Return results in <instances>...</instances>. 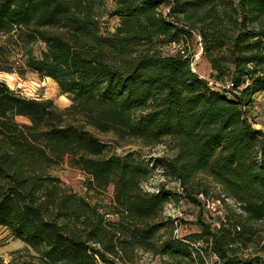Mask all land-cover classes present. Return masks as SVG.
Returning a JSON list of instances; mask_svg holds the SVG:
<instances>
[{"label":"trees","instance_id":"trees-1","mask_svg":"<svg viewBox=\"0 0 264 264\" xmlns=\"http://www.w3.org/2000/svg\"><path fill=\"white\" fill-rule=\"evenodd\" d=\"M106 1L0 0V73L51 79L70 101L61 110L0 81V228L24 245L0 264H118L137 252L264 264V131L243 109L264 93V0H109L108 13ZM104 16L117 19L113 32ZM196 40L212 85L191 69ZM87 129L168 142L172 155L150 166ZM65 161L92 198L51 174ZM155 168L181 192L145 191ZM110 188L107 203L95 200ZM212 189L219 227L174 237L165 207Z\"/></svg>","mask_w":264,"mask_h":264},{"label":"rangeland","instance_id":"rangeland-1","mask_svg":"<svg viewBox=\"0 0 264 264\" xmlns=\"http://www.w3.org/2000/svg\"><path fill=\"white\" fill-rule=\"evenodd\" d=\"M106 13L112 11L113 3L107 0L103 8ZM106 15V14H105ZM103 28L114 31V27L117 25V19H111L106 16L102 19ZM191 47L189 53L193 54V61L191 65L192 71L199 77L208 80L210 85L212 81L210 77V68L205 59L202 56V49L200 43L196 40ZM176 47L171 46L164 50L165 54H174ZM0 81L4 82L8 88L19 95H22L28 99L35 100H49L59 109H66L70 105V101L65 95H61L56 84L51 79H41L35 74L28 73L25 76L20 77L17 74H5L0 73ZM252 103L248 106H244L243 109L247 112L251 123L254 124V128L264 131V93L256 95L252 98ZM18 123H26L23 118H17ZM92 132L98 139L102 142L110 145L111 152L117 155H124L126 153L137 151L140 152L141 156L149 161L150 166L155 162L154 160L161 156L172 155L169 151V143L165 142V145H158L156 147L147 148L141 145L138 141H126L123 143L117 142L111 135H102L94 132L91 129H87ZM53 176L59 178L62 184L68 186L73 192L81 196L91 197V194H87L84 188L85 177L80 171L71 168L65 161L61 166L56 168L51 173ZM165 184L166 188L174 193H180V188L176 183H171L164 179L161 175L159 169H154L153 177L143 185V188L147 192L154 193L157 188ZM217 190H211L208 196L201 195L203 199L218 201L216 199ZM112 196V188H110L103 198L95 199L100 202L101 199L105 203L108 202L109 198ZM201 196L197 197V203H192L190 201L183 200L179 204H170L165 207L164 217H170L175 220L181 227V237L189 236L200 231V224L204 223L213 229L219 227V223L222 219V213L224 205L222 202L218 201L221 205L220 212L218 213H208L204 205L202 204ZM92 198V197H91ZM24 245L21 242L13 241L9 234L2 228H0V258L2 257L5 262L10 260V253L23 249ZM264 257V234H262L261 242L256 248ZM249 255L252 253L254 255V249L250 250ZM206 264H217L213 256L206 257ZM168 262L165 258L154 256L148 253L137 252L130 261H125L118 264H167Z\"/></svg>","mask_w":264,"mask_h":264},{"label":"built area","instance_id":"built-area-1","mask_svg":"<svg viewBox=\"0 0 264 264\" xmlns=\"http://www.w3.org/2000/svg\"><path fill=\"white\" fill-rule=\"evenodd\" d=\"M202 200V204L204 205L203 207L205 208V210L208 213H218L220 212V209L222 208L220 203L218 201H213V200H205L202 198V196L200 197ZM181 227L178 225V223L175 221V230H174V237L176 238H181ZM215 260L216 257L213 256Z\"/></svg>","mask_w":264,"mask_h":264}]
</instances>
